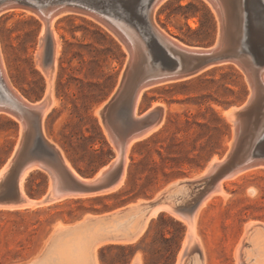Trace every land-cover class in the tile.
<instances>
[{
  "label": "rangeland",
  "instance_id": "1",
  "mask_svg": "<svg viewBox=\"0 0 264 264\" xmlns=\"http://www.w3.org/2000/svg\"><path fill=\"white\" fill-rule=\"evenodd\" d=\"M154 18L171 37L190 46H211L218 33L219 19L205 0H166ZM41 27L38 17L23 10L0 15V43L12 84L8 82L31 102L41 101L47 88L36 60ZM54 28L62 44L53 80L55 104L46 114L43 127L74 170L84 178L93 177L117 157L100 111L120 85L128 52L111 32L88 16L63 14ZM247 81L239 67L223 65L189 80L145 90L138 114L158 103L164 111L163 123L132 146L124 183L111 192L70 197L35 208L0 207V264L25 263L44 252L45 258L53 259L52 253L62 241L55 233L56 225L73 226L71 223L84 215V220L123 219L120 228L125 230L133 210L146 208L149 202L171 203L180 218L163 211L148 222L138 241L121 243L110 238L97 249L99 263L105 248L110 263L119 264L125 253L132 254L128 264H133L137 254L142 264H177L184 248L187 256L182 257L181 264H197L196 253H190L191 246L183 244L190 222L183 218L201 191L212 187L213 177L204 181L201 189L199 183H187L198 181L215 157L223 160L232 148L235 127L221 110L243 105L250 98ZM20 124L0 113V169L23 140L27 129L22 130ZM48 174L41 169L31 171L22 196L42 200L52 192L54 178ZM223 185L226 194L213 195L197 219L205 264H241L244 258L249 260L247 264H264L257 248L264 244V167ZM28 187L33 189V197ZM255 235L263 238V243ZM128 245L132 249L121 248ZM248 250L254 253L253 258L245 257Z\"/></svg>",
  "mask_w": 264,
  "mask_h": 264
},
{
  "label": "water",
  "instance_id": "2",
  "mask_svg": "<svg viewBox=\"0 0 264 264\" xmlns=\"http://www.w3.org/2000/svg\"><path fill=\"white\" fill-rule=\"evenodd\" d=\"M160 1L0 0V12L23 8L37 14L48 24L62 14L91 17L111 32L128 52L120 85L100 111L109 136L120 151V160L94 183L75 178L65 166L59 151L43 138L40 113L17 99L13 102L8 98L5 91L9 87L0 68V111L15 115L27 129L19 146L0 169L8 165L0 183V205L24 204L20 180L23 172L34 162H41L48 171L57 175L59 190L67 193H98L113 187L124 173L129 141L159 123L163 116V109L156 108L134 119L138 91L142 87L189 80L223 65H235L245 73L250 85V98L241 106L225 109L240 108L231 112L236 117L234 141L230 151L224 155V161L216 167L214 174L188 182L187 185L199 183L197 187L201 189L203 182L213 177V187L216 182L239 169L264 164V0H208L219 17L218 33L211 46L199 49L181 46L164 36L155 26L153 13ZM95 176L87 178L93 179ZM212 187L202 190L197 201ZM85 216L71 224L76 227ZM45 254L21 264H72L46 259Z\"/></svg>",
  "mask_w": 264,
  "mask_h": 264
},
{
  "label": "bare ground",
  "instance_id": "3",
  "mask_svg": "<svg viewBox=\"0 0 264 264\" xmlns=\"http://www.w3.org/2000/svg\"><path fill=\"white\" fill-rule=\"evenodd\" d=\"M165 1L166 0H161L155 7V10H154V13H153V23L155 24V26L161 31V33L164 36H166L167 38L177 42L181 46L187 47V48H191V49H199L200 47L186 45L185 43L179 41L178 39L171 37L161 26H159L156 23L155 18H154L155 13ZM205 1L212 7L214 13L216 14L217 18L219 19L217 11L213 7L212 3L210 1H208V0H205ZM11 10H14V11L23 10V11L29 13V14L35 15L42 22L41 31H40V34H39V46H38V50H37V53H36V57H37L36 60L38 62L37 65H39V69L43 72V74L45 75V77L47 79V88H46V91H45V96H44V98L41 101L31 102V100L29 101L26 97H24L14 86L10 85L9 84V82H10L9 79L10 78L8 79L9 76L7 77V73L8 72H7L5 60H4V57H3L4 55L2 53V48H1V43H0V68H1V72L3 74V77H4L6 83H7L8 87H9V90H6L5 94L8 96V98L11 101L14 102V99H17L19 102H21L25 106L32 107L33 109H35L36 113H40L41 114V121H42L41 125H42L43 138L47 141V143H49L50 145L54 146V148L57 151H59L60 156H61L65 166L68 168V170L73 174V176L75 178H77L78 180H80L82 182H85V183H94V182L100 180L103 177V174L106 171H108L110 168L115 166L120 160V151L116 147V145H114L115 143L111 139L110 136H109V139H110L111 143L113 144V146L116 147L115 149H117V155H116L117 157H116V159L113 162H111L112 164L108 165L107 167L105 166V168H103L93 179H89V178L82 177L81 175H79L74 170L72 165L67 161L68 159H66L64 157L63 152L61 151V149L56 144H53L47 138L46 133H45V129L43 127V123H44L43 120L45 119L46 114L50 111L52 106L55 104L54 97H53V87H54L53 86V80H54L55 71H57L56 69L58 67V58H59V55H60V52H61V44L62 43H61V39H60L58 31L54 28V23H55V21H56V19L58 17H61V15L57 16V17H54L51 20V22L48 24L44 20H42L37 14H35L32 11L27 10V9L13 8V9H9V10L4 11V12H9ZM1 13L2 12H0V15H1ZM8 80H9V82H8ZM263 80H264V75H263ZM155 86H157V85H153V86H149V87H142L138 91L137 96H136L135 105H134V110H133V118L134 119H139V118L147 115L148 113L152 112L153 110H155L158 105L160 106V104H158V103L153 104V107L151 106L150 107L151 109H149L143 115L138 114V107H139V105H140V103L142 101L143 94H144L145 90H147L149 88H152V87L155 88ZM3 90H5V89H3ZM103 106H104V104H103ZM161 107H157V108H161ZM164 109H165V107H164ZM233 109L239 110L240 108L233 107L229 111L221 110V113H222V115L224 117H226V119H228V121L231 120L233 122V124H234L235 120H236V117H235V115L231 114ZM97 111H99V109ZM0 113L7 114L10 117L14 118L15 120H17L18 122L21 123L20 125H22V130L24 129L22 121L20 119H18L15 115H13L11 113H7V112H1V111H0ZM97 114H99V112ZM162 119H161V121L159 123H157L156 125L150 127L149 129L144 131L141 135H139L137 137H134L133 139H131L129 141V143H128L127 147H126V154H125V159H124L125 160V169H124V173L122 175L121 180L116 185H114L113 187H111L109 189H106L104 191H101V192H106L107 193V192L114 191V190L119 188L124 183L125 178H126V166H127V163L129 162V152H130L132 146L138 140L144 139L145 137L150 135L154 130H156L158 127H160L161 124L163 123ZM223 160L216 159V157H215L214 160H212V162L209 164L210 165L209 168L207 167L208 168V172H206V171H205V173L203 172L204 175H202V177L210 175L211 173H213V171L215 170V167H217L219 164H221L223 162ZM260 167L261 168L264 167V164L250 165L248 167L239 169L238 171L230 174L229 176L225 177L224 179L219 180L212 187L210 192H208L200 201H197L196 204L193 205V208L191 209L189 214H186V216L184 215L183 220L186 218L190 222H189V226H188V230H187V236L185 238L186 240H185V242L183 244H184V247H185V245L188 246V247H189V245L191 246L190 247V253H196L197 264H205V255H204L205 250L203 249V246L201 244L202 240H200L199 235L197 233V219L199 217L198 215H199L200 211L202 210V207L204 205H206V203H208V201L211 199V197L213 195L226 194V191L224 190V185H223V183L225 181L230 180V179H235V178H237V177H239V176H241V175H243V174H245L247 172H250V171H252L254 169H257V168H260ZM7 168H8V165L5 166L0 171V180L6 174ZM35 169L45 170V172L47 171V173L50 174V175L48 174L49 176H52L54 178L53 179V181H54V189L51 188L52 192L49 191L48 192L49 194H47L42 200H32V199L27 198V195H25L26 197L23 196L24 199H25L24 204H22L20 206L0 205L1 208H3V209L4 208H10V209H14V208H18V209L19 208L20 209H22V208H35L37 206L40 207L41 205L46 204V203H48V204L51 203L52 204L54 202H57L58 200L61 201V199H66V198H70V197H74V198L77 197L78 198L80 196H82V198H83L86 195L90 196L91 194H94V195L97 194V193L72 194V193H67V192L59 190V188H58L59 187V181H58L57 175H55L54 173L48 171L41 162H34L23 172V174L21 176L20 191H21L22 195L24 194V183H25V180L29 176L31 171H33ZM51 182H52V180H51ZM52 185L53 184H51V186ZM178 187H175V189H173L172 192H175ZM101 192H98V193L100 194ZM143 202H145V204H146V201H143ZM149 203H147L148 206L146 204V206H147L146 208H142L140 210H136L135 212L133 210V219H132V221L129 222V224L127 223L128 226L126 227L125 230L120 228V225L124 222L123 219H116V218H112V219H109V220H101V221H95V220H93L91 218H87L86 220L81 221L79 224H76V227L74 225L70 226V227H64V226H59L60 224H57L56 225L57 228H56V232L55 233L56 234H60V236L62 237V241L54 249V251L52 253L53 259L59 260V261H64V262H68V263H72V264H89V263L100 264L99 260H98V257H97V249L103 243L108 242L110 238L116 239L117 241H120L121 243H129V242L133 243L134 241H136V239L139 237V235H141L142 232L145 230L148 222L152 218L157 217L161 212H163V211L166 212L167 211V212H170L171 214H173L174 216L178 217L177 214H176L177 213L176 209H174V205H172L171 203H156L153 206H151L150 205L151 203L150 204ZM137 209H139V208H137ZM177 210H180V209H177ZM178 218H180V217H178ZM184 222H186V221L184 220ZM252 224H254V222H252ZM249 227L247 229H250ZM246 231H247V233L250 232L248 230H246ZM259 231H262V230H259ZM259 231H258V233H259ZM258 233H256V234H258ZM255 236H257V235H255ZM258 236H257V238H260L261 234H260V237H258ZM245 237H246V235H245ZM250 238H252V237H250ZM253 239H255V238H253ZM262 239H261L260 242H262ZM188 240H190L189 242L191 244L187 245V243H188L187 241ZM244 240H245V238H244ZM246 240H247V238H246ZM250 240L252 241V239H250ZM255 240H257V239H255ZM137 241H138V239H137ZM255 243L253 242V245ZM257 245H258V243L255 244L254 246L256 247ZM249 248H251V247H249ZM257 248L261 251V260L264 262V244H259L257 246ZM183 249H182L181 253L179 254V257H178V259H179L178 261L179 262L177 264H181V259L183 260V258H185V256H187V255L184 256V250ZM254 249H256V248H254ZM250 250H248L247 253L245 251V253H246L245 257L246 256L252 257V255L254 253L253 252L251 253ZM259 253L260 252H258V254ZM239 254H241V252H239ZM258 256L260 258V255H258ZM140 257L141 256L139 254H137V256L134 257L135 260L132 261L133 264H142L141 260H140L141 259ZM242 258H244L243 255H242ZM259 258L257 257L256 259H259ZM46 259H48V258H46ZM246 261L248 262L249 260H246L244 258L242 260V263H241V261H240V263L243 264V262L246 263Z\"/></svg>",
  "mask_w": 264,
  "mask_h": 264
},
{
  "label": "trees",
  "instance_id": "4",
  "mask_svg": "<svg viewBox=\"0 0 264 264\" xmlns=\"http://www.w3.org/2000/svg\"><path fill=\"white\" fill-rule=\"evenodd\" d=\"M80 173L83 174V172L81 170H79ZM28 193L31 197L34 196V193H33V189H31V187H28ZM108 196V195H107ZM16 212H19V211H16ZM124 251L126 249H132L131 245H128V246H124V247H121ZM132 254H125L123 255V259H121L119 261V264H128L130 258H131ZM100 260L102 262V264H117V263H110L108 262V260L106 259V254H105V248H102L101 250V253H100Z\"/></svg>",
  "mask_w": 264,
  "mask_h": 264
}]
</instances>
